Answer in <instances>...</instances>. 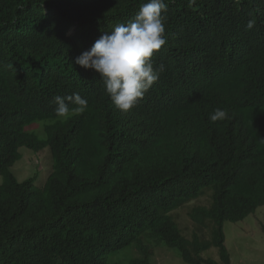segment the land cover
<instances>
[{"label": "trees", "instance_id": "1", "mask_svg": "<svg viewBox=\"0 0 264 264\" xmlns=\"http://www.w3.org/2000/svg\"><path fill=\"white\" fill-rule=\"evenodd\" d=\"M252 1L165 0L172 30L165 22L167 46L152 59L164 72L177 65L163 75L194 106L167 84L126 112L75 58L147 0H0V264H113L129 247L139 248L131 264H152L147 237L187 264H220L201 255L211 247L231 264L224 224L264 206V6ZM195 12L208 23L201 33L187 28ZM246 33L262 53L245 64L234 39ZM67 91L88 101L82 114L56 115L53 98ZM216 108L228 118L212 122ZM35 121L44 138L25 131ZM22 147H48L41 189L9 170ZM205 194L190 217L211 237L188 238L174 212Z\"/></svg>", "mask_w": 264, "mask_h": 264}, {"label": "clouds", "instance_id": "2", "mask_svg": "<svg viewBox=\"0 0 264 264\" xmlns=\"http://www.w3.org/2000/svg\"><path fill=\"white\" fill-rule=\"evenodd\" d=\"M239 2L240 0H236V3ZM251 5L255 8L257 6L262 8L264 6V0H253ZM167 7L168 5L165 0H147L146 3L140 5L139 10L131 20L126 23L117 24L112 27L111 31L102 33L95 40L90 49L82 51L81 54L75 58V64L86 69H93L99 73L104 90L111 98L115 107L121 111L128 112L132 110L131 108H140L138 106L139 104H137L140 99L144 102H147L148 98L152 101L156 100L155 91H151L156 85L160 87L161 92L165 95L167 92L166 89H168V86L165 87L167 84H169L172 89L169 95L170 97L175 101L182 99L189 105H193L191 100L181 97L179 89L164 77V75L169 76L172 74L177 65L167 67L169 70L164 72V64L158 63L155 65V60L152 59L154 53L158 52L163 45L167 46L165 26L167 15L162 14L167 11ZM255 24L256 19L253 17L248 21L246 28L251 30ZM166 25L169 26L167 22ZM207 27V20L198 12H195L194 17L187 26L188 31L191 33H201ZM247 35L246 33L242 38L234 39V45L237 44L235 48L243 51L242 59L245 64L258 60L260 53H262V44L255 43L253 38H251V36L247 37ZM262 65L260 69L263 68L264 65ZM194 80V77H192V83L188 86L189 88L193 86ZM67 84L72 86L69 82ZM74 87L80 88L76 85H74ZM53 104L56 105L55 113L59 117L82 114L88 107V101L85 98H82L79 93H71V91L56 94L53 98ZM70 104H74L76 107L70 108ZM193 115L197 117L195 112H193ZM226 118H228L227 111L220 108L214 109L209 116L212 122L224 120ZM34 125H42V133L38 132L36 129H30ZM204 126L205 123L199 125L198 131H200V133L204 129ZM43 127L44 124L42 121H35L25 126L24 129L29 133H34L35 131L40 138H44ZM70 129L73 134H75L76 130L74 125H72ZM174 144L180 146L181 140H176ZM25 151L31 153L28 150ZM37 151L43 154L37 155L36 158L28 157V164L17 166L22 161V156L19 152V158L11 163L9 170L18 183L22 184L28 180H31V183H33L32 179L24 181L18 180L12 171L14 163L21 158L15 165L16 167L29 166L32 172L36 170V173H42V184L40 186L34 183L32 184L34 187L41 189L45 186L50 175L49 165L51 173V159L48 147L41 148ZM32 165H34L35 168H33Z\"/></svg>", "mask_w": 264, "mask_h": 264}, {"label": "rangeland", "instance_id": "3", "mask_svg": "<svg viewBox=\"0 0 264 264\" xmlns=\"http://www.w3.org/2000/svg\"><path fill=\"white\" fill-rule=\"evenodd\" d=\"M30 129H36L42 133V125H34ZM47 148V147H46ZM25 150L30 151L27 153ZM22 156V161L17 165L28 164V157L36 158L37 155L43 153L34 151L29 148L22 147L19 149ZM46 156V155H45ZM21 160H17L12 171L18 180L24 181L32 179L37 186L42 184V173L31 171V167H16L15 165ZM33 168L34 165H32ZM50 174V165H49ZM1 182V177H0ZM209 195L205 194L203 197L194 200L174 212V219L178 226L183 231L186 237H191L193 233L199 235L200 240H209L210 233L206 228H199L193 223L190 213L194 207L209 205ZM225 234L224 244L230 256L231 264H264V206H259L244 220L230 223L226 222L223 226ZM150 239V252H152V264H187L185 263L176 248H170L164 245L159 240ZM145 243H147L145 241ZM148 244V243H147ZM138 247L126 248L122 252L112 257L113 264H131V261L139 257ZM205 259L212 258L216 262L222 264L218 249L211 247L201 254Z\"/></svg>", "mask_w": 264, "mask_h": 264}]
</instances>
